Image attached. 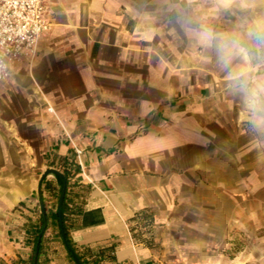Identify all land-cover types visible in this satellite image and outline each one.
Here are the masks:
<instances>
[{
	"label": "crops",
	"instance_id": "1",
	"mask_svg": "<svg viewBox=\"0 0 264 264\" xmlns=\"http://www.w3.org/2000/svg\"><path fill=\"white\" fill-rule=\"evenodd\" d=\"M45 5L53 26L37 55L0 81V264H33L41 198L38 264H76L57 222L56 170L68 174L69 237L81 250L111 247L115 264L260 260L258 240L240 260L224 251L230 236L264 227V127L194 30L231 31L240 22L227 12L250 19L264 2L221 0L206 18L184 0ZM144 210L153 219L138 218Z\"/></svg>",
	"mask_w": 264,
	"mask_h": 264
},
{
	"label": "clouds",
	"instance_id": "2",
	"mask_svg": "<svg viewBox=\"0 0 264 264\" xmlns=\"http://www.w3.org/2000/svg\"><path fill=\"white\" fill-rule=\"evenodd\" d=\"M194 31L205 47L215 50L218 62L241 95L250 122L264 127V76H252L253 68L264 67V14L244 19L228 32L205 25Z\"/></svg>",
	"mask_w": 264,
	"mask_h": 264
},
{
	"label": "built area",
	"instance_id": "3",
	"mask_svg": "<svg viewBox=\"0 0 264 264\" xmlns=\"http://www.w3.org/2000/svg\"><path fill=\"white\" fill-rule=\"evenodd\" d=\"M52 26L45 0H0V81L11 76L14 65L37 55Z\"/></svg>",
	"mask_w": 264,
	"mask_h": 264
},
{
	"label": "rangeland",
	"instance_id": "4",
	"mask_svg": "<svg viewBox=\"0 0 264 264\" xmlns=\"http://www.w3.org/2000/svg\"><path fill=\"white\" fill-rule=\"evenodd\" d=\"M221 1V0H219ZM218 0H184V3L186 5V14H193L192 10L193 7L192 5L195 4L196 5V9L197 6H200V14L205 15V18L207 15H210V12H208V10L211 9L212 3L215 2H219ZM196 12V11H195ZM196 14V13H194ZM220 15L218 17H221L223 15V13H219ZM227 17L228 16H232L234 17L233 20H238L239 22H241L244 19H248V13L246 11V9H241V8H236L233 11L227 12ZM261 235L260 236H253V237H246L244 234L240 235V234H234L232 235V237L230 236V238H228V246L225 249V258L227 259H231V260H240L241 258H244L245 255L244 251H245V246L246 243L249 240H253V241H260L264 247V227L261 228ZM240 258V259H239ZM250 264H264V253H262L260 260H257L253 263Z\"/></svg>",
	"mask_w": 264,
	"mask_h": 264
},
{
	"label": "trees",
	"instance_id": "5",
	"mask_svg": "<svg viewBox=\"0 0 264 264\" xmlns=\"http://www.w3.org/2000/svg\"><path fill=\"white\" fill-rule=\"evenodd\" d=\"M65 176L68 180V174L67 173H65ZM59 178H60V180L62 182V186H63L64 178L63 177H59ZM61 191H62V187L60 189V193H61ZM69 203H70V199H69L68 187H67L66 194H65L64 200L62 202V215H63V220H64V225H65V230H66L68 242L71 245V247L76 251L80 260L86 264H115V255L113 254L111 247L102 248L97 253H93L92 249L89 247H86L83 250H81V249H79L73 245V243L69 237V230H68V224H67L68 213L70 211H72L69 207ZM45 208H46V215L44 214L42 216L43 217L42 218V224H41L40 228L38 229V233L36 235L35 241H37V237L39 235V232L42 230V228L44 226L45 216H47V220L49 221V215H48L47 207L45 206ZM56 217H57V222H58V226H59L58 212L57 211H56ZM137 217L138 218L142 217V218H145L147 220H151V219H153V213L149 210H144L142 212H139L137 214ZM146 223H149V221ZM59 230H60V227H59ZM60 234H61V231H60ZM134 234L136 237H138V234L136 232ZM42 246H43V243H41L40 252L42 250ZM34 251H35V247H34ZM69 254L72 257V254L70 251H69ZM33 259H34V254H33ZM72 259H73V257H72Z\"/></svg>",
	"mask_w": 264,
	"mask_h": 264
},
{
	"label": "water",
	"instance_id": "6",
	"mask_svg": "<svg viewBox=\"0 0 264 264\" xmlns=\"http://www.w3.org/2000/svg\"><path fill=\"white\" fill-rule=\"evenodd\" d=\"M54 172L59 174V175H61L64 178V185H63L62 193H61V195L59 197L58 204H57L58 221H59V227H60L62 239H63L66 247L68 248V250L71 252L72 257H73L74 261L76 262V264H86V263H84V262H82L80 260V258L78 256V254L76 253V251L69 244L68 239H67L66 230H65V225H64L63 215H62V202L64 200V197H65V194H66V190H67V184H68L67 178L64 175V173H62L60 171L56 170ZM41 205H42V211L46 215V208H45V205H44V202H43L42 198H41ZM47 226H48V220H47V216H45L44 226H43L42 230L40 231V233L38 235V238H37L33 264H38L41 243H42V239H43L44 233H45V231L47 229Z\"/></svg>",
	"mask_w": 264,
	"mask_h": 264
}]
</instances>
